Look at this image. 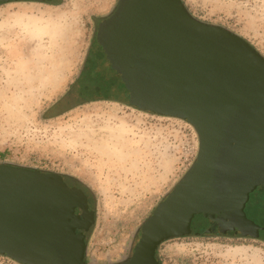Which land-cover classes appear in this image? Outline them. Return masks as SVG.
Segmentation results:
<instances>
[{
	"label": "water",
	"instance_id": "water-1",
	"mask_svg": "<svg viewBox=\"0 0 264 264\" xmlns=\"http://www.w3.org/2000/svg\"><path fill=\"white\" fill-rule=\"evenodd\" d=\"M88 62L129 106L186 122L198 139L192 164L116 264H161L159 247L178 238L264 241V227L246 214L247 207L255 217L261 212L264 193V57L237 34L195 18L182 0H118L97 24ZM94 223L86 196L63 174L0 163V256L88 264Z\"/></svg>",
	"mask_w": 264,
	"mask_h": 264
},
{
	"label": "rangeland",
	"instance_id": "rangeland-1",
	"mask_svg": "<svg viewBox=\"0 0 264 264\" xmlns=\"http://www.w3.org/2000/svg\"><path fill=\"white\" fill-rule=\"evenodd\" d=\"M182 1L195 18L237 34L264 57V0ZM117 3L0 5V163L63 174L89 190L95 223L86 239L88 264H116L130 256L139 227L198 150L197 135L186 122L129 106L121 93L92 100L76 91L95 48L97 24ZM263 195L256 217L246 208L261 225ZM157 259L264 264V241L178 238L163 243ZM0 264L18 263L0 256Z\"/></svg>",
	"mask_w": 264,
	"mask_h": 264
},
{
	"label": "flooded vegetation",
	"instance_id": "flooded-vegetation-1",
	"mask_svg": "<svg viewBox=\"0 0 264 264\" xmlns=\"http://www.w3.org/2000/svg\"><path fill=\"white\" fill-rule=\"evenodd\" d=\"M82 72L79 74L76 82H75V85L77 87V89L81 92H83V88H86L85 90V96H83L84 98H92V100H97L99 98H108L107 96H110L111 93H121L119 89L115 88L113 85L110 84V86H108L107 82H105V85L107 84V87L104 88V90H97L94 88V86L92 87V83H90V81L88 80H85L84 78L80 77L82 75ZM122 94V93H121ZM65 179L67 180V182L72 185V186H76L77 188H79L83 194L86 196L87 198V203H88V210L89 211H93L92 210V206H91V202H92V195L91 193L89 192V190L81 183L79 182L78 180L72 178V177H68V176H65ZM261 199L264 200V195L261 196ZM261 225V223H260ZM262 227H264V225L262 224L261 225Z\"/></svg>",
	"mask_w": 264,
	"mask_h": 264
},
{
	"label": "trees",
	"instance_id": "trees-1",
	"mask_svg": "<svg viewBox=\"0 0 264 264\" xmlns=\"http://www.w3.org/2000/svg\"><path fill=\"white\" fill-rule=\"evenodd\" d=\"M45 4H50V3H45ZM82 78H84L85 80L90 81V83H92V87L94 86L95 89L99 90H104V88L108 86L113 85L112 82L110 80L105 79L96 69L93 65H91L88 61L86 62V66L84 67V70L82 72V75L80 76ZM92 81V82H91ZM110 81V82H109ZM105 82H107V84L105 85ZM106 86V87H105ZM76 87V86H75ZM86 88H83V93H85ZM77 91V88H76ZM79 93V91H78ZM71 95V92L68 94V96L66 98H68ZM72 100V97L71 99ZM60 105V102H57L53 107L57 108ZM1 157V154H0ZM262 201V200H261Z\"/></svg>",
	"mask_w": 264,
	"mask_h": 264
},
{
	"label": "bare ground",
	"instance_id": "bare-ground-1",
	"mask_svg": "<svg viewBox=\"0 0 264 264\" xmlns=\"http://www.w3.org/2000/svg\"><path fill=\"white\" fill-rule=\"evenodd\" d=\"M34 29H35V28H34ZM41 29H42V28H41ZM42 30H43V29H42ZM42 30H41V31H42ZM38 31H39V30H38ZM36 32H37V31H36ZM34 33H35V31H34ZM40 33H41V32H40ZM36 34H37V33H36Z\"/></svg>",
	"mask_w": 264,
	"mask_h": 264
}]
</instances>
